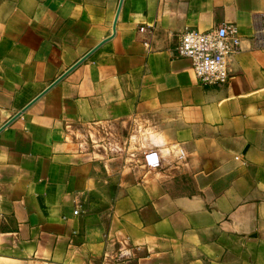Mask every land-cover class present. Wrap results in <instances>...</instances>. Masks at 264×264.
Instances as JSON below:
<instances>
[{"label": "crops", "instance_id": "0c3cea01", "mask_svg": "<svg viewBox=\"0 0 264 264\" xmlns=\"http://www.w3.org/2000/svg\"><path fill=\"white\" fill-rule=\"evenodd\" d=\"M263 20L264 0H0V264H264ZM221 24L241 49L205 86L174 47Z\"/></svg>", "mask_w": 264, "mask_h": 264}, {"label": "built area", "instance_id": "2783aa9c", "mask_svg": "<svg viewBox=\"0 0 264 264\" xmlns=\"http://www.w3.org/2000/svg\"><path fill=\"white\" fill-rule=\"evenodd\" d=\"M140 30L146 31L144 27ZM240 49L241 39L237 30L225 24L209 31L187 28L178 35L174 47L176 56L191 60L196 79L202 85L213 87L228 84L231 78L229 59ZM180 153L183 155L182 151ZM143 164L150 170L159 168V153L155 150L144 153ZM79 212V209H75L74 214Z\"/></svg>", "mask_w": 264, "mask_h": 264}, {"label": "water", "instance_id": "95a60500", "mask_svg": "<svg viewBox=\"0 0 264 264\" xmlns=\"http://www.w3.org/2000/svg\"><path fill=\"white\" fill-rule=\"evenodd\" d=\"M122 1V0H121Z\"/></svg>", "mask_w": 264, "mask_h": 264}]
</instances>
